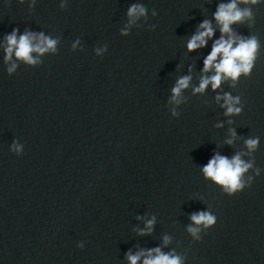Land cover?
<instances>
[{
  "label": "water",
  "instance_id": "obj_1",
  "mask_svg": "<svg viewBox=\"0 0 264 264\" xmlns=\"http://www.w3.org/2000/svg\"><path fill=\"white\" fill-rule=\"evenodd\" d=\"M229 2L0 0V264H129L126 254L154 248L181 264H264V0L238 4L254 20L230 26L260 41L250 76L193 91L215 74L203 61L221 35L213 13ZM133 4L147 16L130 22ZM204 20L214 36L189 51ZM13 29L57 40L56 51L33 52L39 63L29 65L14 49L6 62ZM225 93L240 97V114L225 115L216 100ZM250 137L257 149L241 159L253 163L251 186L228 196L202 168L214 154L247 153ZM201 211L216 216L213 227L193 224Z\"/></svg>",
  "mask_w": 264,
  "mask_h": 264
},
{
  "label": "clouds",
  "instance_id": "obj_2",
  "mask_svg": "<svg viewBox=\"0 0 264 264\" xmlns=\"http://www.w3.org/2000/svg\"><path fill=\"white\" fill-rule=\"evenodd\" d=\"M260 0H230L229 3H220L217 5V10L213 13V18L220 26V38L213 42L211 52L206 56L203 61V72L208 73L214 69L215 74L212 76L204 75L200 79L199 86L195 88L194 93H203L204 90L211 85L213 90L220 87L222 79L233 81L232 86L235 87V82L244 74L245 77L250 76L254 62L258 58V53L261 48L260 41L257 36H242L233 32L230 27L236 23H243L245 20H254V15L250 7L240 8L238 4H258ZM35 3V0H33ZM63 7V5H61ZM147 8L143 4H133L127 12L130 22H134V19L147 16ZM157 12L153 9L152 16L155 17ZM251 26V25H249ZM155 25H151L152 30L155 29ZM17 29H13V32L6 37L8 47L6 48L5 61H9L12 58L13 50L15 49V57L19 60L26 62L29 65H36L39 63L37 59L32 57V53L44 54L48 51L55 52L57 40L44 36L43 33L35 34L31 32H25L17 39ZM122 35H127V32H122ZM214 36V29L212 28L211 21L204 20L200 23L196 33L192 35L187 43V49L194 51L199 48H203L207 45L209 39ZM37 41L33 44V41ZM76 43H79L77 41ZM235 45V47H234ZM76 45L73 44L72 48L75 49ZM219 58V59H218ZM17 65L12 64L7 69L11 74L15 71ZM191 71V68L189 69ZM190 76H183L179 78L176 85L172 88L171 101L176 104L181 103L179 99L181 91L189 87ZM224 100V104L221 107L226 109L225 115L240 114L244 104L241 103L240 97H233L229 93H225L223 97L217 95L216 100L219 102ZM239 105V106H237ZM173 116L178 114L173 110ZM231 123V121H229ZM233 139L236 137L234 129L229 130ZM233 139L226 141L231 145ZM247 153H237L232 159H228L225 156H221L218 153L214 154L208 163L203 166L202 172L205 178H210L217 185L222 186L223 190L228 196H233L245 188L251 186L250 181L252 177H247V183L244 182V174L253 167L252 162H245L241 159L242 155L250 154L257 149L259 144V137L248 138L244 141ZM11 151L15 152L18 156L23 153V145L14 142L11 146ZM259 169L256 170V174L259 175ZM154 219L149 220L146 224L148 232H151ZM191 221L196 226H203L205 229L213 227L217 218L214 214L208 211H201L193 213L190 217ZM188 232L196 239H199L198 233L199 227H188ZM141 235L145 232L141 231ZM165 244L168 243V237L164 238ZM83 247V245H78ZM155 254V255H154ZM129 264H138L141 257L143 264H181V258L173 253H162L160 248L150 249L145 253L143 250L135 255L131 253L126 254Z\"/></svg>",
  "mask_w": 264,
  "mask_h": 264
}]
</instances>
